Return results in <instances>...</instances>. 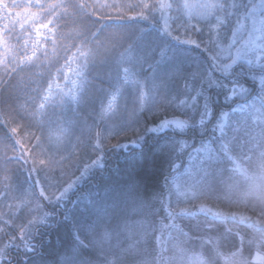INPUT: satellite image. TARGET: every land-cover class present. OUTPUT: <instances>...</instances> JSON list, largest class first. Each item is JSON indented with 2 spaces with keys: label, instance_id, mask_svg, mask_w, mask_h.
I'll use <instances>...</instances> for the list:
<instances>
[{
  "label": "snow or ice",
  "instance_id": "1",
  "mask_svg": "<svg viewBox=\"0 0 264 264\" xmlns=\"http://www.w3.org/2000/svg\"><path fill=\"white\" fill-rule=\"evenodd\" d=\"M136 19L201 49L209 67L172 64L163 78L142 75L137 41L145 32L125 23ZM0 50V264L38 253L37 233L56 223L49 206H63L91 168L103 167L105 149L169 129L181 138L167 145L162 189L147 196L158 159L149 161V149L123 203L90 201L89 223L73 225L85 237L45 246L46 259L264 264V0H0ZM148 59L153 71L169 65L168 44ZM100 65L112 82L85 112ZM61 74L73 85L67 92L54 88ZM219 95L226 103L218 106ZM195 131L198 143L185 138ZM193 153L194 165L182 162ZM18 171L27 178L19 185Z\"/></svg>",
  "mask_w": 264,
  "mask_h": 264
},
{
  "label": "trees",
  "instance_id": "2",
  "mask_svg": "<svg viewBox=\"0 0 264 264\" xmlns=\"http://www.w3.org/2000/svg\"><path fill=\"white\" fill-rule=\"evenodd\" d=\"M190 3H197L199 0H189ZM6 23V22H5ZM129 32L135 33L139 29L143 28L145 34L141 37V43L145 44L149 50L154 47H157L162 42H166L169 47L170 57H175L180 55L182 60H179L176 65H183L185 63H189L193 60L194 63H200L201 68L209 67V60L207 54L201 49L194 48L193 46L181 44L177 41H173L166 36L162 35L159 30L155 26L146 25L145 22L136 19L132 21L125 22ZM17 32H19V26L17 25ZM193 39L198 38L196 34H193ZM139 41V40H138ZM234 53V50H233ZM3 54V50H0V55ZM61 56L64 55L63 52L60 53ZM178 57V56H177ZM64 60L61 59L59 64L56 65L57 68H63ZM198 65V64H196ZM186 66V65H185ZM75 68V65H73ZM141 71L142 75H149L153 70L148 68V63L146 65H142L138 68ZM53 77H55V68L52 69ZM77 79L76 76L69 73V80ZM59 83L64 91H69L70 88H73V85L70 82H66L61 74L59 80L53 78V85ZM67 83V87L65 84ZM219 92L220 90H216ZM216 104L223 105L226 102L223 100V96L219 95L215 97ZM181 138V135L174 130H166L165 133L161 134H148L144 137L142 144L139 147H134L126 152L122 150H116L114 148L109 149L103 155V168L95 169L90 178H87L85 182L76 186L71 194L69 195L68 204L66 206L57 207L54 211L53 216L55 217L56 223L49 224L42 227L37 233L35 239L40 242V247L38 253L34 256H29L24 259L23 264L26 262H30L36 258H41L46 256L47 254L44 251L45 246L52 244L55 242L56 246L59 247L61 243V232L60 228L65 227L68 229V240L75 242L76 236H78L75 232L73 226V219H77L76 215V207L79 201L87 200L92 194L95 197L100 196L103 186L110 191V195L113 197H118L117 194L126 193L128 186L131 182V178L136 175L140 171V169L135 170L132 173V177L125 179V175H122V172L125 173L126 167L131 165L132 162L141 160L148 154L149 149L151 150L150 156H156L157 150H159L160 160L156 163V167L154 169H150L154 175L150 180L152 191H159L163 186V178L167 174L170 169L172 163V154L167 150V145L174 142L175 140ZM192 143H198L200 140L199 131L188 132L186 137ZM181 161H177L179 163ZM182 162L186 165L195 164V153H193L192 159L189 160L188 156L182 157ZM117 176V179L115 177ZM118 178L120 180H118ZM121 181V183H119ZM120 195V196H121ZM75 200V202H74ZM118 201H115L114 205H119ZM76 215V216H75ZM63 227V228H64ZM60 232V233H59ZM65 241V240H64ZM49 249V253H50ZM31 263V262H30Z\"/></svg>",
  "mask_w": 264,
  "mask_h": 264
},
{
  "label": "rangeland",
  "instance_id": "3",
  "mask_svg": "<svg viewBox=\"0 0 264 264\" xmlns=\"http://www.w3.org/2000/svg\"><path fill=\"white\" fill-rule=\"evenodd\" d=\"M137 50H138V53L140 55L144 56V62H142L140 65H138V68H140L142 65H146V63H149L150 62L149 59H148V52L150 50H149V48L145 44L143 45V43H141V40L137 41ZM177 56L170 57V64L169 65H166V66H163V67H157L154 71H152L148 75V77L150 79H152V78H157V79L163 78L165 76L167 67H169L172 64H175L176 65L179 60H182V57L180 55H177ZM196 64H198V65H196ZM183 66H185V67H199V68H201L200 63H197V62L194 63L193 60L190 61L189 63L183 64ZM201 69H205V68H201ZM90 79L93 80V84H92V86L90 88L88 104L86 105V107L84 109L85 112L89 111L95 105V103L103 95L104 89L111 84V82H112V76L109 75V67L107 65L97 66L93 70L92 76L90 77ZM169 89L170 90H174L175 89V85L172 82H169ZM143 117H144L145 121H149L150 120V114L148 112H145L143 114ZM151 118H154V117H151ZM4 132H6V130H0V135H2ZM132 138H134V137H132ZM111 143L115 144L116 143V140L113 139L111 141ZM121 143L123 145H125V146L120 147V148H114V149H116V150H122V151L126 152L127 150H130V149H132L134 147H139L142 144V142H141L139 145H136V144L131 143L130 140H122ZM108 150L109 149H105L104 150V152L102 154V157L105 154V152L108 151ZM157 151L158 152H156V154H155L156 156H154V157H158V159L155 161V164L160 160V156H159V153L160 152H159V150H157ZM152 157L153 156L148 155L149 161H152ZM84 159L86 160V162H88L87 161L88 160V155H85L84 156ZM144 159H145V157H143L141 160L132 162L131 165H129L128 167H126L125 173L122 172V175L123 174L125 175V179L128 178V176L129 177H132V173L135 170L140 169V165L143 164ZM73 163L75 164V161H73ZM102 163H103V158H102ZM97 168L101 169L103 167H93V168H91L88 171V174L85 176V178L82 181H80L77 184V186L79 184H82L83 182H85L87 180V178H90L92 172L95 169H97ZM26 179H27L26 178V175L23 172L18 171L16 173L15 181H16V183L18 185L19 184H23ZM115 179H117V176L115 177ZM120 179L118 178V180H120ZM53 182H54V179H53ZM119 183H121V181H119ZM106 188H107V185H106V187L103 186L102 191L100 193L101 195L98 196V197H95L94 194H92V196H90L87 200L79 201V203H78V205L76 207V210H77L76 215L78 217H77V219H75V218L73 219L74 220L72 222L73 225L74 224L86 225L87 223H89V221H90V212H91V209L89 208V202L90 201H94L97 205H103L105 203H112L114 205L115 201H118L119 204H122L123 203L124 197H125V194L126 193H124L122 195H121V193H119V194H117L118 197H113V196H111L109 194L110 191H108V189H106ZM152 192H153L152 189L151 188H148L147 189V196H151ZM70 194H71V192L69 193V195ZM140 194L141 195H144L145 194L144 188H141V193ZM67 201L63 203V206H66L68 204ZM74 202H75V200H74ZM57 207H61V206L50 205L49 206V211L52 212V214H54V211H55V209ZM22 222H23L22 220L21 221H18V223H22ZM47 225H49V224H47ZM63 227H61L59 229L60 232H61V234H60L61 236L60 237H61V240L67 241L68 240V232H67L68 229H66L65 227L63 228ZM75 232L81 238H84L85 237V232H84L83 229H81L79 232H77L76 229H75ZM43 257H45V258L44 259L36 258V259L30 261L31 263L30 262H26L25 264H50V262L46 259V256H43Z\"/></svg>",
  "mask_w": 264,
  "mask_h": 264
}]
</instances>
